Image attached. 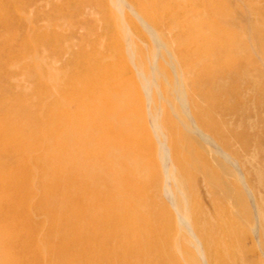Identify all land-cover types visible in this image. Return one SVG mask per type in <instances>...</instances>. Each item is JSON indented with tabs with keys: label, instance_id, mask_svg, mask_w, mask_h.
I'll return each instance as SVG.
<instances>
[{
	"label": "rangeland",
	"instance_id": "rangeland-1",
	"mask_svg": "<svg viewBox=\"0 0 264 264\" xmlns=\"http://www.w3.org/2000/svg\"><path fill=\"white\" fill-rule=\"evenodd\" d=\"M102 112L106 127L86 125ZM0 125L67 160L44 190L71 187L75 159L125 158L119 188L105 178L100 195L58 198L70 220L33 212L56 229L33 242L39 264H264V0H0ZM100 203L117 204L105 223L83 214ZM16 225L0 223V258Z\"/></svg>",
	"mask_w": 264,
	"mask_h": 264
},
{
	"label": "bare ground",
	"instance_id": "bare-ground-1",
	"mask_svg": "<svg viewBox=\"0 0 264 264\" xmlns=\"http://www.w3.org/2000/svg\"><path fill=\"white\" fill-rule=\"evenodd\" d=\"M157 43H158V45L160 44L159 41H157ZM157 51H159L158 48H157ZM137 65L139 68H142L144 66V64L142 62H138ZM141 70H143V68ZM147 73H149V72H147ZM145 74L143 77H144V79H146V81H147L146 83H148V86H152L154 84L153 79H155L156 76L152 79V78L146 76ZM154 74L155 73H153V75ZM156 82H157V80H156ZM147 91H149V90H147ZM106 116L107 115L104 114V112H102L101 115L99 114L97 117L92 116L91 121L88 120L86 125L87 126H88V124L89 125H95V127H97V124H98V127L104 128L108 124V123L106 124L107 121H104ZM27 124H28V122L25 121L24 126H26ZM113 126H114V124H112L108 129H111ZM3 128H1V125H0V211H3V213L12 212V214L11 215H9L7 213L4 214L5 216L0 218V223H2V222L3 223L4 222L13 223L14 222L17 225H16V228H14V229H12L13 227H10V228L8 227V230L7 229L5 230L7 239H9V241L11 242V244L8 243L9 246L13 244L14 247H12V249L9 248V246H7V243H6L7 241H5L6 240L5 239V240H3V242L5 241L3 244L6 243L5 249H7V247L9 249L4 251L5 254L3 252L2 253L5 256H8L11 260H14V259L19 258V257H23V258L27 259L26 264H39V263L43 262L44 260H43V257L38 256V255L35 256L32 254V252H34V250L32 251L33 242H34V240H39V239H40V241L49 240L47 238L50 234L56 235V229L54 231H51L50 228H48L46 230L43 229V224L47 221V219H44V221H42L38 217L35 218V215L33 214V212L49 211L50 215H48L49 218H48V216H47V218H48V220H51L53 222H58L63 218L68 219V217L66 216V213H68L71 210L69 208L70 206L68 207L69 210H65V213L60 215V217H59V215H57V209L56 208L58 205V202H57L58 198L60 196H65V199L69 203H71V197H73L72 195L77 191V189H78V191L88 190L90 192L91 196L99 194L97 192V189H103L102 188L103 185H101V183H102V181H104L105 178L108 180H111L112 181L111 183H116L117 187L119 188V184L120 183L122 184L126 180V178L122 174V170L120 169L121 164H124L125 158L121 159L122 157H113V159L111 158V159L106 160V158H102V156L96 155L95 157H92V158L90 157V159L86 165L84 164V162H80V159H75V161H74L75 167L72 166V168L67 171L68 173L67 172H64V173L65 174L67 173V178H70V179H71V176L78 177V179L75 180L76 182H74L73 185H71V187H67L68 189H65L61 185H60V187H59V185L56 186V184H55V186L51 190H49V189L44 190L43 188H41L42 184H46V185L48 184V187H49V183L53 182L50 180H54V181L62 180V181H64V176L62 175L61 177H58L55 174V172H53V173H52V171L50 172L51 168H57L60 166L65 167V166L69 165V163L67 162V160L62 159L60 161V160L54 158L55 156L53 154L56 153L57 151L56 152H50V151L44 152L41 146L33 145L36 143L37 137L35 135L33 136L32 134L31 135L29 134V136L24 135V136L19 137V136H17V134L14 130H11L8 134L7 131L4 130ZM120 136L121 135H119L118 138H116L115 140L109 139V141H107L106 138H104V137L100 138L98 142L100 143L101 150L104 151L106 149L107 144H109V143H115L118 146L123 147L124 144H122V142L119 141L121 139ZM64 137L69 141L72 140L71 138L68 139L66 135H64ZM53 138H55V137H53ZM55 139H56V141L60 142V140L58 138H55ZM33 140H34V142H33ZM80 140H79V142H81ZM134 140H135V138L130 139L127 142V144H129L128 147L126 148L127 150H130L131 146H133V142L135 143ZM65 143L66 142H60L59 143L58 146H59L60 152L65 149ZM61 146H63V148ZM164 150H165V148H164ZM41 151L43 152V154L39 155V153H41ZM47 153H49L48 154L50 156L49 158H47V156H46ZM77 155H78V157L80 156V154H77ZM13 157L14 158L16 157V168L14 170H12V168L9 165V161L12 160ZM51 158L54 160H52ZM2 159H4V160L2 161ZM168 161H169V157L167 155L166 171L168 170V167H169ZM27 167H28V169L25 170V168H27ZM79 170H85L83 174L86 173V175H81V172ZM108 170L109 171L112 170V172L108 173L107 172ZM126 173H127V171H126ZM177 174H179V173H177ZM34 178H36L38 180L39 186L35 185L37 182H35V184L32 183V180H33V182L36 181V180H34ZM165 192H166L167 198L169 199L171 204H173L175 206V208H177L181 212L183 211V213L187 212L188 206L185 204V201L183 203H179V202L175 201L176 194L168 186H166ZM68 196H70V197H68ZM134 197H135V195H134ZM122 199L123 198H121V200ZM72 201H74L75 204L73 203L74 206L71 204L73 206L72 207L73 210L70 213H75V214L77 213L76 218H78L79 215L83 216L82 211H79L76 208V206L80 203L75 202V200L73 198H72ZM116 205L117 204H115V205L110 204V206H107V204H105V203H100V209L99 210H95L94 208L91 209L89 206L88 207L89 210H87L83 214H85L86 216L92 217V218H96L101 223H105L107 218H105L103 209H106V207H109V209L111 210V209H113V207H116ZM91 212H92V215L95 213H97V215L96 216L93 215L94 217L90 216ZM68 220H70V219H68ZM33 222L37 225V228L33 232L32 231L31 232L30 231L25 232L23 230V226L26 224H30V223L32 224ZM180 222H181V224L185 225L187 228H192L190 223H189L188 218H186V219L184 218V220H181ZM33 225H31V226H33ZM32 228L34 229V227H32ZM74 228H75V226H73V228H70L69 231L73 230ZM4 237H5V235H4ZM43 241H42V243H45ZM1 243H2V241H1ZM38 243H39V241H38ZM154 243H156V241ZM93 250H94V248L91 249V247H90L91 253H93ZM96 251H99V249H97ZM0 252H1V250H0ZM53 252L52 253L50 252L51 254L49 253L51 255L49 257V259H51V260H54L56 258V256H55L56 251L54 250ZM106 253L107 252H104V250H103V251H99L97 253V255L107 256ZM29 254L30 255L32 254V255L29 256ZM58 255L61 256V258L65 257L63 255V252H61L60 250L58 251ZM97 255H93V256H97ZM2 257L0 258L1 260H2ZM8 257H6V258L9 259ZM3 259H5V258L3 257ZM69 264H71V263L69 262Z\"/></svg>",
	"mask_w": 264,
	"mask_h": 264
}]
</instances>
